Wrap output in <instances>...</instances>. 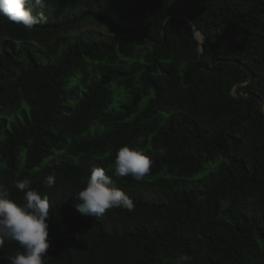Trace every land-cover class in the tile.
<instances>
[{
	"label": "trees",
	"instance_id": "16d2710c",
	"mask_svg": "<svg viewBox=\"0 0 264 264\" xmlns=\"http://www.w3.org/2000/svg\"><path fill=\"white\" fill-rule=\"evenodd\" d=\"M41 11L31 31L0 15V185L21 205L24 179L48 196L45 264H264V0H45ZM125 145L153 162L140 182L114 174ZM94 167L133 212L77 210ZM17 251L6 240L0 264Z\"/></svg>",
	"mask_w": 264,
	"mask_h": 264
},
{
	"label": "clouds",
	"instance_id": "9594fccd",
	"mask_svg": "<svg viewBox=\"0 0 264 264\" xmlns=\"http://www.w3.org/2000/svg\"><path fill=\"white\" fill-rule=\"evenodd\" d=\"M33 6L43 8L45 0H0V15L9 22L22 25L31 31L35 25L47 20L44 13L34 14ZM143 138H138L141 143ZM163 154L164 149L159 150ZM152 160L139 147L121 146L114 157V174L117 177L131 176L137 182L150 174ZM46 187L55 184V176L48 175L43 181ZM31 181H19L16 187L24 193L26 202L21 205L10 198L7 187L0 185V247L6 240L15 241L23 249L9 257L10 264H45L43 257L48 254L49 225L46 223L50 210L47 195L41 196L30 188ZM77 194L80 203L77 210L85 215L101 217L106 212L122 208L128 212L135 210L133 200L123 190L113 186V181L105 169L94 167L87 178L86 186ZM191 258L181 255L177 264H184Z\"/></svg>",
	"mask_w": 264,
	"mask_h": 264
},
{
	"label": "water",
	"instance_id": "95a60500",
	"mask_svg": "<svg viewBox=\"0 0 264 264\" xmlns=\"http://www.w3.org/2000/svg\"><path fill=\"white\" fill-rule=\"evenodd\" d=\"M173 17V16H171ZM167 18L165 20V23L171 18ZM178 18L184 20L191 28H192V31H193V36H194V39L196 40V42L198 43V51H199V54H201L203 52V47H202V35L201 33L199 32V30L196 28V26L188 19L186 18L185 16H181L179 15ZM164 36V34H163ZM252 77H250L251 79ZM250 79H247L250 80ZM246 81V82H247ZM245 83V82H244ZM242 83V84H244ZM258 104H259V107H260V110L264 113V108H263V105H262V102L258 99Z\"/></svg>",
	"mask_w": 264,
	"mask_h": 264
}]
</instances>
